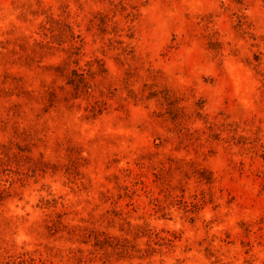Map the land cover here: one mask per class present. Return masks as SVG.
I'll return each mask as SVG.
<instances>
[{"label":"rangeland","instance_id":"374dc122","mask_svg":"<svg viewBox=\"0 0 264 264\" xmlns=\"http://www.w3.org/2000/svg\"><path fill=\"white\" fill-rule=\"evenodd\" d=\"M0 264H264V0H0Z\"/></svg>","mask_w":264,"mask_h":264},{"label":"trees","instance_id":"16d2710c","mask_svg":"<svg viewBox=\"0 0 264 264\" xmlns=\"http://www.w3.org/2000/svg\"><path fill=\"white\" fill-rule=\"evenodd\" d=\"M114 240L117 241L118 244L115 247H118V248H114L111 246V244ZM94 241H95L94 247L99 248L100 250H102L103 248H106V246H108V247H112L113 251L116 253V255H118L121 258L129 256V254L125 248V245H121L123 243V241H120L119 239L112 238V237L105 235L103 238L100 236H96L94 238Z\"/></svg>","mask_w":264,"mask_h":264}]
</instances>
